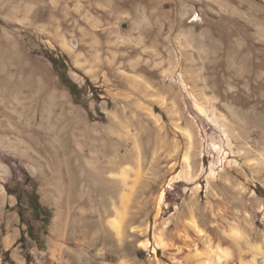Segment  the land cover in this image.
<instances>
[{"label":"rangeland","instance_id":"rangeland-1","mask_svg":"<svg viewBox=\"0 0 264 264\" xmlns=\"http://www.w3.org/2000/svg\"><path fill=\"white\" fill-rule=\"evenodd\" d=\"M263 25L264 0H0V264H45L67 203L90 220L78 228L86 245L115 247L114 264H188L155 237L184 234L196 198L233 213L224 229L237 224L262 246L264 174L239 168L248 127L255 151L264 148ZM218 147L238 164L221 166ZM188 152L204 169L197 181L184 178ZM101 163L119 208L139 173L122 243L106 233L113 210L100 216L110 196L95 192L90 172ZM211 166L224 170L208 194Z\"/></svg>","mask_w":264,"mask_h":264},{"label":"bare ground","instance_id":"bare-ground-1","mask_svg":"<svg viewBox=\"0 0 264 264\" xmlns=\"http://www.w3.org/2000/svg\"><path fill=\"white\" fill-rule=\"evenodd\" d=\"M260 31L264 35V25L260 28ZM158 104L164 107V103L161 100L160 101L158 100ZM197 107L199 111L202 112V114L204 113L206 114V111L203 107L201 106H197ZM212 111H210V113L214 114V112ZM248 128L249 129L248 130L246 129L247 130L246 132L244 131L245 132L244 136H242V138H244L245 140L244 143L245 147L242 149L241 155L242 158L244 159L245 168L243 169V167L241 166L242 168L239 169H241V174L245 178L250 176V173L253 175V178H256L264 174V148L262 150H258V152L255 151L256 145L255 143H253L251 139L250 127ZM186 134L187 137L191 141H193L194 135L192 131L186 130ZM226 146L229 149L232 148V142L228 135H226ZM217 152L219 157L218 160L221 163V166L225 167L226 163L229 165L238 164L235 161H228V157H227L228 155L224 153L221 147L217 148ZM136 153H137L136 158L138 159V161H142L143 158L142 155H140L141 153L138 152L137 145H136ZM102 164L103 163L99 164L100 165L99 168L95 169L94 172L93 171L90 172L92 174L90 176L91 177L93 176L96 179L95 192L96 190L97 191L101 190L102 192H105L107 195L110 196V198L107 197L109 198V200L107 199V203L104 204L102 215L100 216L107 218L108 216H110L109 214L111 209L113 210L115 216L108 217L106 223L104 224L106 228V233H109L112 238L114 236L115 240L122 243L125 241L124 239L126 238L127 234L130 231L129 220H131L130 219V205L132 201L131 198L134 192V187L136 188V186L138 185L137 180L139 178V173L136 174L135 177L136 180L134 179L135 181H133V185H131L132 187L128 184V187L130 186V188L128 190H125L126 192L122 194L120 200L121 205L119 208V206H117L116 202L113 200V194H115L114 187L116 183V181L114 180V173L110 172L106 175V173H104L103 170V167L105 165L102 166ZM109 164L112 163L110 162ZM183 167H184V178L187 180L197 181L204 174V169H200L199 171H196L195 163H193V156L191 155L190 152L186 153L183 156ZM223 170L224 168H221L219 171H216V169L213 166H211L209 174L207 175L206 178L208 194L210 191H213L214 183L218 180V177L220 173L223 172ZM87 173L86 176H89L87 175ZM128 176L129 175L127 173V170L126 169L122 170L119 177L121 181L120 180L119 181L122 182L123 184H127L126 180ZM115 179H117V177H115ZM89 184L92 185V183ZM90 185L88 186L90 187ZM202 190H203V186L199 183L194 188V191L196 192L198 197H200ZM237 190H238L237 196L239 197V199H241V202L243 204L244 201L243 196L246 193V188L244 187V185L243 186L240 185L238 186ZM95 194L93 193V195ZM82 195L84 198V194ZM220 195H218V197H220ZM159 201L160 202L162 201V196ZM79 202L77 201L78 204H80ZM83 203L85 204V201H83ZM207 204L208 205L205 206L204 209L202 203L198 200V198H196L193 208V215L191 214L192 215L191 218H187V221H189L188 222L189 227L187 228V230H185L184 234H182L181 230H178L177 232H174V234L172 233L173 236L169 241H166L163 238L164 233L162 232L157 233L155 239L156 242L158 243V246L161 249L163 248L169 254V256H171L172 259L179 261V256H180L182 259L185 260V262H189L188 264H264V237H263L262 246H259L258 244L254 243V239H253L254 237L252 235L253 233H249L240 229L237 226V224L235 225L234 223L228 222L232 226L230 225L231 227L230 229L227 228L228 230L224 229L222 222L223 220L227 221L226 215L231 213L230 210L228 211L230 213L225 212L224 211L225 209L221 210L222 208L220 206L222 205L218 206L221 209L218 208V210H216L213 202L209 199L207 200ZM83 210H80L82 211V214H84ZM90 211L91 210H89L88 212ZM99 211L100 210H98V212ZM95 213H90V214H95ZM76 216L77 215L73 213L72 208L70 205H68V203L66 205L63 204L58 206V210L51 225L50 235L48 237L49 253H48V259L45 264H82L84 260L86 261V264H114L115 263L114 258L116 252V250L114 249L115 247L111 246V248L107 249L105 246H103L93 251L92 245L91 246L86 245V242L88 240H86L85 242L84 238H83L84 240L81 239L83 237V233L80 231V229H78L82 224L81 220L86 216V214L82 216L83 217L82 219L81 218L77 219ZM81 216L79 215L78 217ZM103 219L101 222H103ZM84 221L90 222V220L86 218H84ZM85 230L88 229L86 228ZM251 230L252 231L255 230L252 227V225H251ZM219 232L223 233L224 236L231 242L230 245L228 246L225 245L224 240L222 241L219 239L220 237ZM86 234L88 233H85V236ZM246 249L248 250V253H250L249 260H245L243 258V254L246 253Z\"/></svg>","mask_w":264,"mask_h":264},{"label":"trees","instance_id":"trees-1","mask_svg":"<svg viewBox=\"0 0 264 264\" xmlns=\"http://www.w3.org/2000/svg\"><path fill=\"white\" fill-rule=\"evenodd\" d=\"M52 62L54 63V64H57V61H55V60H52ZM64 84H66L65 82H64ZM70 88V87H69ZM70 90L73 92V90L70 88ZM75 94V93H74ZM21 240H23V238L21 239Z\"/></svg>","mask_w":264,"mask_h":264},{"label":"flooded vegetation","instance_id":"flooded-vegetation-1","mask_svg":"<svg viewBox=\"0 0 264 264\" xmlns=\"http://www.w3.org/2000/svg\"><path fill=\"white\" fill-rule=\"evenodd\" d=\"M33 202H36V199H34Z\"/></svg>","mask_w":264,"mask_h":264}]
</instances>
